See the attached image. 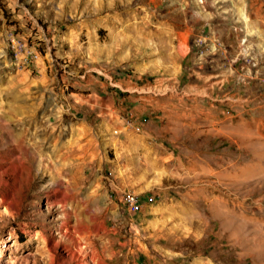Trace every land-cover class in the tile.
<instances>
[{
    "label": "rangeland",
    "instance_id": "obj_1",
    "mask_svg": "<svg viewBox=\"0 0 264 264\" xmlns=\"http://www.w3.org/2000/svg\"><path fill=\"white\" fill-rule=\"evenodd\" d=\"M0 264H264V0H0Z\"/></svg>",
    "mask_w": 264,
    "mask_h": 264
},
{
    "label": "built area",
    "instance_id": "obj_2",
    "mask_svg": "<svg viewBox=\"0 0 264 264\" xmlns=\"http://www.w3.org/2000/svg\"><path fill=\"white\" fill-rule=\"evenodd\" d=\"M11 49L17 57L23 55L24 64L36 62L38 59V55L32 50H27L23 44L12 42ZM153 202L154 197L146 196L143 198L140 194L133 192H124L120 198V204L130 213H138L144 206L151 205Z\"/></svg>",
    "mask_w": 264,
    "mask_h": 264
},
{
    "label": "bare ground",
    "instance_id": "obj_3",
    "mask_svg": "<svg viewBox=\"0 0 264 264\" xmlns=\"http://www.w3.org/2000/svg\"><path fill=\"white\" fill-rule=\"evenodd\" d=\"M20 133H21V132H20ZM20 133H19V134H20ZM24 133H25V131H24ZM21 138H22V137L20 136V139H21ZM18 139H19V138H18ZM21 140H22V139H21ZM21 144H22V143H21ZM21 146H22V145H21ZM60 171H61V170H60ZM85 207H86V206H85ZM88 207H89V206H88ZM86 211H87V210H86ZM86 211H85V212H86ZM37 238H38V237H37ZM35 240H37V239H35ZM38 241H39V240H38ZM36 242H37V241H33V244L36 243ZM45 242H46V241H45ZM42 245H43V244H42ZM44 245H45V244H44ZM46 245H47V243H46ZM34 247H35V249H38V246H34ZM39 248H40V247H39ZM41 248H42V247H41Z\"/></svg>",
    "mask_w": 264,
    "mask_h": 264
}]
</instances>
